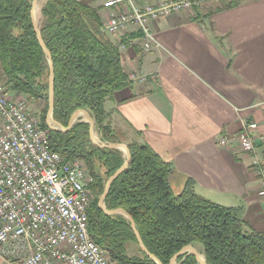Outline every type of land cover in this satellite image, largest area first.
I'll return each instance as SVG.
<instances>
[{
	"label": "trees",
	"instance_id": "1",
	"mask_svg": "<svg viewBox=\"0 0 264 264\" xmlns=\"http://www.w3.org/2000/svg\"><path fill=\"white\" fill-rule=\"evenodd\" d=\"M232 5L226 9L238 6ZM33 0H0V68L10 90L30 98H50V64L32 18ZM40 34L54 64V119L68 127L73 114L87 110L101 141L121 144L122 131L107 124L106 102L129 85L119 46L106 34L99 10L80 0H47ZM48 109L42 127L51 147L68 160L83 159L94 179L89 231L116 264H157L139 247L131 222L110 216L99 206L109 178L126 162L119 150L93 144L90 125L77 123L67 133L49 129ZM140 134V133H139ZM131 162L112 184L107 210H125L134 220L146 249L163 264L187 246L200 248L208 264H264V233L251 228L242 208L226 207L199 195L185 178L177 191L175 169L147 143L127 144ZM136 244L140 256L131 255ZM198 250V249H197ZM177 264H200L193 254Z\"/></svg>",
	"mask_w": 264,
	"mask_h": 264
},
{
	"label": "crops",
	"instance_id": "2",
	"mask_svg": "<svg viewBox=\"0 0 264 264\" xmlns=\"http://www.w3.org/2000/svg\"><path fill=\"white\" fill-rule=\"evenodd\" d=\"M80 1L97 8L102 21L110 13L105 0ZM199 13L153 21L159 48L144 52L137 40L121 52L125 72L147 81L129 82L105 109L130 131L129 138L149 144L175 169L177 191L190 178L199 195L242 208L247 224L264 233V197L254 170L255 161L264 165V0ZM246 123L259 137L251 154L234 139ZM226 135L234 138L222 147Z\"/></svg>",
	"mask_w": 264,
	"mask_h": 264
},
{
	"label": "built area",
	"instance_id": "3",
	"mask_svg": "<svg viewBox=\"0 0 264 264\" xmlns=\"http://www.w3.org/2000/svg\"><path fill=\"white\" fill-rule=\"evenodd\" d=\"M208 0H168L156 5L137 0H105L110 12L103 21L120 52L135 46L144 52L159 48L153 21L203 7ZM129 81L145 83L143 74ZM246 123L232 138L245 153H254L258 138ZM259 140H264L260 137ZM259 195L264 197V165L255 161ZM94 179L81 158L68 160L51 147L48 130L24 97L0 84V260L6 264H116L91 236L89 210Z\"/></svg>",
	"mask_w": 264,
	"mask_h": 264
},
{
	"label": "water",
	"instance_id": "4",
	"mask_svg": "<svg viewBox=\"0 0 264 264\" xmlns=\"http://www.w3.org/2000/svg\"><path fill=\"white\" fill-rule=\"evenodd\" d=\"M37 6H38V0H33L32 18L34 21V26H35L36 32L38 34L39 42H40L42 48L44 49V51L48 57L50 68H51L50 79H49V86H50L49 111H48V116H47L49 129L56 131V132L67 133L78 122H81V121H79V118L84 116L86 118L85 122L90 125V136H91V141L93 142L94 145L101 147V148H107V149L119 150V151L125 152L126 162L117 172H115L109 178L107 185H106L105 192L100 199L99 206H100L101 210L104 211L105 214H107V215H110V216L122 215V216L126 217L131 222V225H132V228H133L134 233L136 235L139 247L143 250V252H145L157 264H163L155 255L151 254L146 249L145 245L142 242L140 234L136 228V225L134 223L133 218L125 210L118 209V210L109 211V210H107L106 205H105V200L110 193L112 184L114 183L115 180H117L126 171L128 166L130 165L131 153H130L128 146L125 144H122V143L121 144H108V143H102L101 141L98 142L96 140V137H95V127H96L95 126L96 125L95 120L93 119V117L91 116V114L87 110H80V111H77L75 114H73V116L70 119L68 127H64V126L60 125L54 119V116H53L54 115V106H55L54 64H53V59H52L51 53L48 51L46 44L43 41L41 34H40L39 24L37 22V15H36ZM186 253L193 254L194 256H196V258L200 264H208L206 262L205 256L200 254L199 251L192 245L185 247L180 253H178L172 259L171 264H177L178 259Z\"/></svg>",
	"mask_w": 264,
	"mask_h": 264
},
{
	"label": "rangeland",
	"instance_id": "5",
	"mask_svg": "<svg viewBox=\"0 0 264 264\" xmlns=\"http://www.w3.org/2000/svg\"><path fill=\"white\" fill-rule=\"evenodd\" d=\"M38 1H39L38 2L39 5L37 6V11H36L37 13L36 14H37V22L40 25V23L42 21L41 10H42V7L45 5L47 0H38ZM247 1H251V0H208V3L206 5H204L203 7H196L194 10L196 13L205 12V11H208L209 13H211V12H216V11L221 10V9H226L227 7H230L232 5L245 3ZM0 84L5 85L7 87V89H9V91H12V90H10L9 86L6 84V79L3 76L1 68H0ZM17 94L18 93H14V95H16L18 97L21 96V97H24L25 99H27V101L29 103L30 111L33 114H35L36 116H38V118L42 122V114L48 109L49 99H47V98H36V99H34V98H30L26 94H18V95ZM79 121L85 122L86 118L84 116L80 117ZM47 123H48V117H47ZM107 124H109L112 127V129L122 131L125 134L126 140L122 144L127 145L129 142L133 141V139L131 137L129 138L130 135L128 134V132H130V131L127 130L126 127H125L126 128L125 129L123 126H120V124L115 122L113 117L111 116V114H109V120L107 121ZM95 137H96V140L98 142L101 141V135L99 134V131L97 130L96 127H95ZM102 143H105V142H102ZM121 152L123 153L124 157H126L125 152L124 151H121ZM129 252L131 255H134V256H140V254H141L140 250L136 244H130ZM0 264H6V263H4L3 261L0 260Z\"/></svg>",
	"mask_w": 264,
	"mask_h": 264
}]
</instances>
